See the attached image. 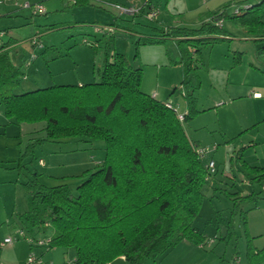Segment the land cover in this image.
Here are the masks:
<instances>
[{
  "label": "rangeland",
  "instance_id": "1",
  "mask_svg": "<svg viewBox=\"0 0 264 264\" xmlns=\"http://www.w3.org/2000/svg\"><path fill=\"white\" fill-rule=\"evenodd\" d=\"M131 1L139 0H88V4L81 6L75 5L74 0H29L31 4H41L43 10L33 14L30 8H20L19 21L9 22L17 25L10 28V36L18 41V51L33 59L31 66L21 65L25 74L22 86L28 82L34 89L40 87L35 82L48 86L71 84L77 79L83 83L97 81V69L107 48L110 53H124L133 68H142L143 92L157 95L160 101H176V110L184 113L180 88L183 63L191 64L189 74H195L200 82L193 95L195 106L201 111L183 122L188 137L198 140L202 147L211 149L216 145L206 158L213 159L219 173L224 170L236 175L235 182L232 177L223 179L218 175L217 178L226 182L220 184L221 189H238L242 196L255 192L256 196L236 199L235 208L222 191L209 189L194 221L198 230L208 237L204 245L181 240L144 264H264V186L262 182L251 181L236 155L240 150L248 164L264 167V51L254 46L244 28L228 18L222 24L230 39L199 45L197 52L194 41L178 42L170 36L157 43H133V38L158 34L153 32V27L192 28L217 10L225 8L230 14L242 0H151L159 11L153 19L145 17L143 12H121L119 7L138 6V2ZM109 25L113 28H108ZM96 27H105L107 32H98ZM32 38L43 46L34 47L35 55L30 49ZM55 55L58 57L49 59ZM2 107L1 104L0 111ZM32 125L40 129L43 123ZM41 135L43 131L19 132L16 125H10L7 131L0 130V212L9 204L17 210L28 205L27 194L19 182L26 179L25 167L39 171L40 180L47 186L67 183L74 191L75 184L82 181L81 174L93 170L104 159L102 141L75 138L34 146L32 157L20 158L33 138ZM31 158L35 161L29 163ZM39 158L45 161V167L38 165ZM248 246L251 260L246 253ZM73 253V249L56 247L45 251L43 259L34 257L43 264H51L50 259L62 263ZM20 264H28V259Z\"/></svg>",
  "mask_w": 264,
  "mask_h": 264
},
{
  "label": "trees",
  "instance_id": "2",
  "mask_svg": "<svg viewBox=\"0 0 264 264\" xmlns=\"http://www.w3.org/2000/svg\"><path fill=\"white\" fill-rule=\"evenodd\" d=\"M88 3L74 0L75 5ZM146 5L135 13L147 16ZM226 18L244 28L256 48L264 51V0H242L230 14L225 8L217 10L197 27H153L158 34L133 38V43H157L170 36L178 42L194 41L197 52L199 45L227 39L222 24ZM95 30L107 32L105 27ZM13 43L0 42L4 115L19 124L43 123L36 130L43 135L34 137L20 158L32 157L34 146L48 142L75 138L104 143V159L81 174L74 191L67 183L47 186L39 171L24 166L27 175L23 173L26 179L20 183L28 205L19 219L29 230L45 235L47 248L73 249L74 261L68 264H108L118 257L126 264H144L181 240L203 246L208 237L194 221L209 189L222 191L235 208L236 199L256 196L255 192L241 196L239 190L221 189L220 184L226 182L217 178V168L207 170V158L195 151L201 145L186 135L183 122L198 112L193 91L200 82L189 74L191 64L183 63L180 88L187 110L180 121L181 112L174 104L141 90L142 68H133L124 53L104 49L97 81L24 89V71L11 54ZM31 45L43 47L36 38ZM236 155L242 169L252 175L251 181L264 186V168L248 165L240 150ZM247 248L251 260L252 251Z\"/></svg>",
  "mask_w": 264,
  "mask_h": 264
},
{
  "label": "crops",
  "instance_id": "3",
  "mask_svg": "<svg viewBox=\"0 0 264 264\" xmlns=\"http://www.w3.org/2000/svg\"><path fill=\"white\" fill-rule=\"evenodd\" d=\"M1 1L2 0H0V32H3V35L1 37V41H2V43H5V42L7 43L8 40L14 41V43L10 45V46H12L10 48L12 50L11 54H12L14 60L18 64H21L23 66H29L30 65V62L31 61L33 62V59H30L29 55H27L25 52H19L18 51V48L19 47L17 46V44H18L17 42L18 41L17 40L15 41V39L10 36V28L11 27H15L17 25H15L13 23H9V22H11L13 20H15V21L18 20L19 21L20 15L17 12V10L20 9V8H22V7L15 6L12 3V0H7V2L9 1L10 4H12V7L13 8H10L8 6V3L7 2H1ZM27 1H29V0H27ZM139 1H131V2H132V4L138 2L136 4V6L138 5L137 6L138 8L142 7L143 5H145L147 3V5L144 7V12L146 11V13L147 12H150V11H153V12H155L157 14V12H159L157 10L158 8L155 7V5L151 2V0H144L143 1V4L141 3L142 0H139ZM36 2H39V1H36ZM140 3H141V5H140ZM223 22L224 21H222V23ZM11 24H13V25H11ZM6 35L8 37H6V39H5V36ZM226 38L227 39H230L228 36H226ZM250 39H252V38H250ZM254 46L256 47L255 44H254ZM30 49L32 50V53L34 54L35 53L34 50H33L34 47L32 45H31ZM240 58L241 57L238 56V59L237 60L240 61ZM35 83L36 84L38 83L39 86H42L41 85L42 83H40V82H35ZM59 84H64V83H59ZM74 84H83V81L81 79H77V81ZM22 88L32 89V85H31V83H28L27 82L26 85L24 84L22 86ZM254 93H259V92L256 91ZM155 97L158 99L157 95H155ZM256 98H258V97H256ZM162 101H167V102H169L171 104L176 103V101L173 102L170 99H166V100H162ZM184 102H185V99H184ZM0 105H1V103H0ZM184 106L186 108L184 110V112H186V110H187L186 103H185ZM198 111L200 112L201 110H198ZM3 115H4V110H3V107H2V111H0V127H1V129L3 131H7L8 128L10 127V125H12V126L13 125H16L18 127L19 132L20 131H23L25 133H33V132H36V130H37V128L36 127H33V125H31V124H24V123L19 124V123L15 122V121H13L11 119L10 120L7 119L5 117V115L4 116ZM7 125H9V126L7 127ZM27 126H28V128L23 129V127H27ZM184 130H185V128H184ZM185 132H186V130H185ZM186 135L188 137L187 132H186ZM193 141H195L196 143H198L199 145H201V143L198 140H193ZM40 159L43 160L42 158H39L38 160H40ZM38 165L41 166L39 163H38ZM248 165H250V164H248ZM45 166H46V163L43 160V167H45ZM256 167H260V166H256ZM262 168H264V167H262ZM217 171H218L217 176L221 174L220 177L222 176V178H228V179H232L233 178V180L235 182V178L234 177H236V175H230L229 173H227L224 170L219 173V169L218 168H217ZM249 175H250V178H251L252 175L251 174H249ZM19 182H21V180ZM234 187H236L235 189H237V186L235 184H234ZM242 195L243 194H241V196ZM26 209H27V206H25V208H23V209H18L17 210V209H15L14 206H12L11 204H9V207L8 208L5 209V207H4V209L1 210V212H0V240H3L4 238H6L8 236H11V235H13L11 237L17 236V231L18 230H23L24 235H25V237H23V238L21 237V238L14 239L13 242H11L9 244H5L4 246L0 247V264H20L22 262V260H24V259L27 260L30 254H33L34 256L40 257V259H43L44 258L45 251H47L48 249H52V248H47L46 245H38L37 243H35L36 240L44 239V236L45 235H42L41 232H38L35 229L29 230L27 227H25L21 223V220L19 219V216L23 212H26ZM249 214H248V216H249ZM26 237H30L33 240V242H28V240L26 239ZM69 250H72V249H69ZM123 260H124L123 257H118V258H116L115 260H113L112 262H110L108 264H114L117 261H123ZM72 261H74V253H73V256L72 257L66 259V261H64L62 263H56L55 261H53L52 259H50L51 264H68V263H71ZM239 264H240V262H239Z\"/></svg>",
  "mask_w": 264,
  "mask_h": 264
},
{
  "label": "built area",
  "instance_id": "4",
  "mask_svg": "<svg viewBox=\"0 0 264 264\" xmlns=\"http://www.w3.org/2000/svg\"><path fill=\"white\" fill-rule=\"evenodd\" d=\"M12 3L15 5V6H19V7H22V8H30L32 9V13L35 14L39 11H42L43 10V7L41 4H31L29 1L27 0H12ZM120 11L121 12H131V13H135L138 11V7H135L133 5H131V7L129 8H122V7H119ZM146 17H149V18H154L156 17V13L153 12V11H150L147 13V16ZM3 35V32H0V42H1V37ZM154 95V94H153ZM179 113V112H178ZM178 119L180 121H182L184 119V115L183 113H179L178 114ZM216 148V145H213L211 146V149H215ZM209 149L208 147H197L195 149L197 155L200 157V158H205L207 153L211 150ZM38 163L43 166V160H38ZM215 163L213 162V159H208L207 158V161H206V168L209 172H214L215 170ZM23 238L25 237L24 235V232L23 230H18L17 231V236H14V237H11V236H8L6 238H4L1 242H0V247L4 246L5 244H9L11 242L14 241V239H17V238ZM26 239L28 240V242H33V240L30 238V237H26ZM35 243H37L38 245H47V241L45 239H39V240H36ZM28 264H43V262L40 260V259H36L34 257L33 254H30L29 257H28Z\"/></svg>",
  "mask_w": 264,
  "mask_h": 264
}]
</instances>
